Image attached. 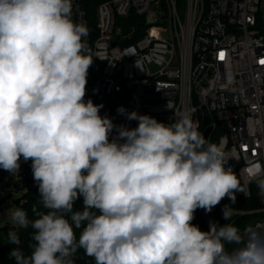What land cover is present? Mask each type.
<instances>
[{
	"label": "clouds",
	"instance_id": "clouds-1",
	"mask_svg": "<svg viewBox=\"0 0 264 264\" xmlns=\"http://www.w3.org/2000/svg\"><path fill=\"white\" fill-rule=\"evenodd\" d=\"M72 9L73 0H0V169L14 174L21 158L31 161L48 210L34 206V220L12 210L11 221L31 227L35 243L25 255L10 231L17 247L9 257L74 264L83 249L94 264H264V233L192 223L197 209L211 212L225 197L235 203L242 190L223 149L190 113L165 124L132 111L127 119L138 126L129 128L85 100L94 56L89 28ZM258 184L264 190V179ZM222 212L230 220L228 205ZM226 244L241 246L229 252Z\"/></svg>",
	"mask_w": 264,
	"mask_h": 264
},
{
	"label": "built area",
	"instance_id": "built-area-1",
	"mask_svg": "<svg viewBox=\"0 0 264 264\" xmlns=\"http://www.w3.org/2000/svg\"><path fill=\"white\" fill-rule=\"evenodd\" d=\"M259 3L73 0L72 18L87 24V44L94 56L85 100L102 104L100 115L117 126H138V121L127 119L132 111L165 124L178 119L175 113H190L202 134L212 126L205 139L223 149L225 167L237 175L242 190L236 194L254 193L261 203L250 210H228L263 213L247 227L264 233V190L258 184L264 179V30L258 21ZM128 23L131 29L125 31L122 24ZM120 107L125 114L118 113ZM6 175V184L34 187L31 161L21 158L14 174L0 169V185ZM23 202L21 198L19 205Z\"/></svg>",
	"mask_w": 264,
	"mask_h": 264
},
{
	"label": "trees",
	"instance_id": "trees-1",
	"mask_svg": "<svg viewBox=\"0 0 264 264\" xmlns=\"http://www.w3.org/2000/svg\"><path fill=\"white\" fill-rule=\"evenodd\" d=\"M261 16H259V26H261ZM200 132H202L201 128L199 129ZM23 198L24 202L20 205L21 208L25 209L27 214H28V218L29 220H34L36 218H38L36 216V214L32 211L33 207L35 206L38 211H44L47 212V209H44L42 207V205L40 204V194L38 191V185L30 188L29 190H27L24 195L22 197L19 198V200ZM224 205H228V207L233 208V209H239L240 210H250L256 207H259L261 205L259 198L256 196V194H252L251 196H244L242 194H236V202L232 203V201L225 197L222 201H221ZM223 204H219L217 206H215L211 212L209 213V216L211 218V220L220 225L222 222L226 221L223 218V212L222 209L224 208ZM83 208V198L80 197L75 205H74V209L75 210H82ZM195 218L193 219L192 223L194 225H197L201 231H208L209 230V225L208 222L206 220V217L202 211V209H197L195 214H194ZM263 216V213H257L254 212L253 213H243V214H235V213H231V218L230 220L226 221H232L233 224H238L240 226H243V228L247 227L250 223L249 220L252 217L258 218ZM11 228H17L16 232L20 237L21 240V244L19 245V247L24 251L25 255H30L31 251L33 250L31 245H33L35 242L32 240V233H33V229L31 227L27 228V229H23V228H18L15 226H8L5 225V229L3 231H0V233L2 232H7L9 231V229ZM77 239L79 238V235L82 231V228H77L74 229ZM241 245H235V244H226L225 248L227 251L231 252L233 251L235 248L240 247ZM17 247V245L14 244H10L8 241V235L3 238L2 236H0V264H15L14 260L12 258L9 257V253L11 252L12 248ZM74 264H94V260L91 257H88L85 255L84 250L83 249H79L75 255L72 257Z\"/></svg>",
	"mask_w": 264,
	"mask_h": 264
},
{
	"label": "rangeland",
	"instance_id": "rangeland-1",
	"mask_svg": "<svg viewBox=\"0 0 264 264\" xmlns=\"http://www.w3.org/2000/svg\"><path fill=\"white\" fill-rule=\"evenodd\" d=\"M259 4H260L259 14L261 16L260 18H261V26H262L261 28L264 30V0H261V3H259ZM119 25H120V23H119ZM122 26L124 27L125 31H128L131 29L130 28L131 26L129 23L128 24H122ZM7 178H8V175H6L5 183H3V185H0V199H3V198L5 199L4 202L2 204H0V231H3L5 229V225L15 226L14 223L10 219L11 212H12V210H14L16 208H21L19 205V198L22 197L24 195V193L28 190V187L27 188L26 187L25 188L16 187L15 183L6 184ZM36 185H37L36 182H34L32 184V186H36ZM32 186H30V187H32ZM254 219H255V217H252L249 220V223L251 221H253ZM225 223H226V221L222 222L220 224V226H223ZM227 223H229V222H227ZM235 225L241 230V233L244 232L245 227L243 228V226H240L238 224H235ZM15 227H17V226H15ZM16 230H17V228H11L7 232L0 233V236L5 238L10 231H16Z\"/></svg>",
	"mask_w": 264,
	"mask_h": 264
},
{
	"label": "water",
	"instance_id": "water-1",
	"mask_svg": "<svg viewBox=\"0 0 264 264\" xmlns=\"http://www.w3.org/2000/svg\"><path fill=\"white\" fill-rule=\"evenodd\" d=\"M212 128H213L212 126H208V127L204 130L203 135H204L205 138H208V137H209ZM4 200H5L4 198H3V199H0V204H2V203L4 202ZM203 212H204V215H205L206 220H207V222H208V225H210V224H211V220H210L208 214H207L205 211H203Z\"/></svg>",
	"mask_w": 264,
	"mask_h": 264
},
{
	"label": "snow or ice",
	"instance_id": "snow-or-ice-1",
	"mask_svg": "<svg viewBox=\"0 0 264 264\" xmlns=\"http://www.w3.org/2000/svg\"><path fill=\"white\" fill-rule=\"evenodd\" d=\"M221 59H223V53H221ZM261 63H264V61H261Z\"/></svg>",
	"mask_w": 264,
	"mask_h": 264
}]
</instances>
